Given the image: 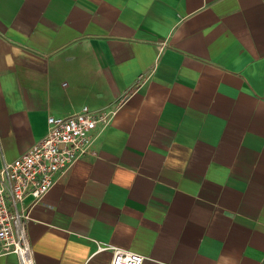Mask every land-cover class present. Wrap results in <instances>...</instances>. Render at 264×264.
<instances>
[{
    "label": "crops",
    "instance_id": "crops-1",
    "mask_svg": "<svg viewBox=\"0 0 264 264\" xmlns=\"http://www.w3.org/2000/svg\"><path fill=\"white\" fill-rule=\"evenodd\" d=\"M84 106L114 115L20 204L33 264H264V0H0V166Z\"/></svg>",
    "mask_w": 264,
    "mask_h": 264
},
{
    "label": "built area",
    "instance_id": "built-area-1",
    "mask_svg": "<svg viewBox=\"0 0 264 264\" xmlns=\"http://www.w3.org/2000/svg\"><path fill=\"white\" fill-rule=\"evenodd\" d=\"M114 111H92L84 106L66 117L47 118L45 136L12 161L0 166V255L14 254L18 264H33L24 221L27 213L19 209L27 196L40 200L74 162L93 154L94 131L105 129ZM110 264H142L144 257L111 246Z\"/></svg>",
    "mask_w": 264,
    "mask_h": 264
}]
</instances>
